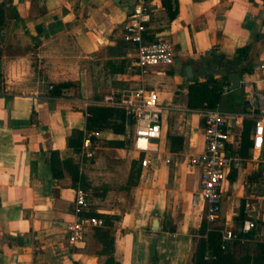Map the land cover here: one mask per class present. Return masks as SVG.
Here are the masks:
<instances>
[{
  "label": "crops",
  "instance_id": "obj_1",
  "mask_svg": "<svg viewBox=\"0 0 264 264\" xmlns=\"http://www.w3.org/2000/svg\"><path fill=\"white\" fill-rule=\"evenodd\" d=\"M134 2L1 3L0 264H104L108 241L115 264H191L203 223L204 232H219L239 231L241 218L264 221V193H248L241 178L255 174L251 182L264 183V139L252 149L253 119L264 110V0H148L146 39L162 37L174 53L172 64L153 68L144 82L165 108L160 148L170 163L141 168L124 137L127 117L122 134L99 131L93 159L80 156L87 106H104L105 94L139 86L136 47L123 40ZM233 74L240 76L237 90L230 89ZM208 77L228 86L216 109L228 115L232 148L243 120L252 123L249 156L223 183L221 213L210 225L204 203L191 202L200 170L188 164L203 151L206 110L186 104L188 84ZM64 82L75 85L48 94L51 84ZM77 186L89 192L85 215L103 223L71 245Z\"/></svg>",
  "mask_w": 264,
  "mask_h": 264
},
{
  "label": "built area",
  "instance_id": "obj_2",
  "mask_svg": "<svg viewBox=\"0 0 264 264\" xmlns=\"http://www.w3.org/2000/svg\"><path fill=\"white\" fill-rule=\"evenodd\" d=\"M3 0H0V5ZM151 7L148 0H135L126 15L123 40L136 47L135 68L139 77V86L105 94L101 104L107 107L122 108L129 118L124 137L131 142L132 149L140 155V166L148 172L158 167L160 162L170 163L162 155L160 148L161 119L164 107L159 103L157 93L144 84L148 74L159 65H170L174 53L170 41L157 37L146 39L147 25L150 21ZM1 36V30H0ZM264 67V66H263ZM222 84V93L228 86ZM227 113L219 109L205 111V125L202 131L203 151L188 159V164L200 170L198 189L191 195V202L198 200L204 203V219L213 224L221 213L222 185L230 173L238 171L243 158L237 151L239 134L235 139L236 147L232 148L233 133L227 124ZM252 149L259 150L264 139V110L253 119ZM99 131L85 133L80 148V156L93 159L100 140ZM89 192L77 186L74 189V220L67 225V242L71 245L83 241L89 228L101 225V220L85 215L89 208ZM255 228L254 221L246 219L239 231L225 227L219 231L221 248L239 238V233L248 234ZM206 259H210L206 255Z\"/></svg>",
  "mask_w": 264,
  "mask_h": 264
},
{
  "label": "trees",
  "instance_id": "obj_3",
  "mask_svg": "<svg viewBox=\"0 0 264 264\" xmlns=\"http://www.w3.org/2000/svg\"><path fill=\"white\" fill-rule=\"evenodd\" d=\"M247 47L239 49V56H243ZM72 82L51 84L48 94L58 96L63 89L73 87ZM222 84L208 77L204 82L194 81L187 86V108L190 110H209L216 109L222 96ZM86 131H110L116 134H122L125 129L126 114L122 108L107 107L99 105H90L86 108ZM251 120L245 119L242 122V128L239 133V142L237 151L243 159H246L251 148L249 138ZM71 144V143H70ZM56 152H52L51 164L56 167ZM57 162V161H56ZM255 178V176H251ZM244 218H241L242 224ZM103 223V221H102ZM264 230V221H258L255 228L248 234L239 233V238L229 243L224 249L221 248L220 234L217 230L211 229L204 232L205 223L202 224V230L196 240L195 250L191 264H264V234L256 238L254 233H260ZM103 236H107L108 231H103ZM205 234V235H204ZM111 242L106 243L103 253L107 254L104 264H115L113 257L110 255ZM206 255L210 259H206Z\"/></svg>",
  "mask_w": 264,
  "mask_h": 264
},
{
  "label": "rangeland",
  "instance_id": "obj_4",
  "mask_svg": "<svg viewBox=\"0 0 264 264\" xmlns=\"http://www.w3.org/2000/svg\"><path fill=\"white\" fill-rule=\"evenodd\" d=\"M180 113L178 114L177 113V117H176V119L177 120H175V125L176 126H179L180 125V123L181 122H179V119H180ZM168 121H169V119H168ZM170 122H168V124H169ZM252 163H257V164H260V163H258V160H254V161H252ZM258 166V165H257ZM244 167V163H242V167L239 169L240 171L242 170V168ZM258 169H259V167H258ZM242 172V171H241ZM257 173V172H256ZM252 175H255V174H250V176L249 175H241V178L243 179L242 181L243 182H245L246 183V181L248 182V184H250V186L247 188V192L248 193H253V194H256L257 192L259 193H264V183H258V182H256V183H252L251 181H255L254 180V178H251V176ZM244 177V178H243ZM260 178H262L261 176H259ZM259 177H257L256 179L258 180L259 179ZM264 178V177H263ZM262 178V179H263ZM261 179V180H262ZM253 186V187H252ZM255 223V222H254ZM255 226H256V224H255Z\"/></svg>",
  "mask_w": 264,
  "mask_h": 264
},
{
  "label": "water",
  "instance_id": "obj_5",
  "mask_svg": "<svg viewBox=\"0 0 264 264\" xmlns=\"http://www.w3.org/2000/svg\"><path fill=\"white\" fill-rule=\"evenodd\" d=\"M187 75L190 77V67L186 66L185 68ZM230 83H231V90H237L239 89V84H240V76L238 74H233L229 76ZM130 123L129 118L127 119V124ZM154 223H156V219H154Z\"/></svg>",
  "mask_w": 264,
  "mask_h": 264
}]
</instances>
